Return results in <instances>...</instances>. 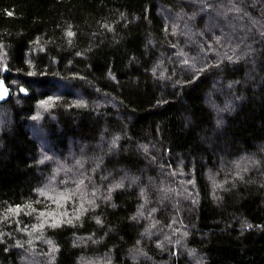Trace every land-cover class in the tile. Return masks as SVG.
<instances>
[{
	"label": "trees",
	"instance_id": "16d2710c",
	"mask_svg": "<svg viewBox=\"0 0 264 264\" xmlns=\"http://www.w3.org/2000/svg\"><path fill=\"white\" fill-rule=\"evenodd\" d=\"M2 78L0 264H264V0H0Z\"/></svg>",
	"mask_w": 264,
	"mask_h": 264
},
{
	"label": "snow or ice",
	"instance_id": "6c2138e0",
	"mask_svg": "<svg viewBox=\"0 0 264 264\" xmlns=\"http://www.w3.org/2000/svg\"><path fill=\"white\" fill-rule=\"evenodd\" d=\"M233 10H234V11H239L238 8H234ZM8 15L10 16V15H12V13L9 12ZM66 34H67V36H69V37H71V36L74 35V33L71 32V31H68ZM229 59H231V57H229ZM185 63H187V60H185ZM0 98H2V95H0ZM45 103H47V102H45ZM113 143H115V141H114ZM63 183H67V181H63ZM83 184H84V179H80V180L78 181L77 185H76V189H75V191H79V190H80V186L83 185ZM120 186H121V185H116V187H120ZM40 195H41V196H46L47 194H46L44 191L40 190ZM71 195H72V193H63V192H62V193H59V199L70 198ZM142 195H143V193H142ZM29 207H30V205H29ZM81 207H83V205H81ZM8 211H9V212H18V211H19V206H17V208H15V209H13V208L10 207V208L8 209ZM40 215L43 216L44 213H41ZM5 219H7V216H5Z\"/></svg>",
	"mask_w": 264,
	"mask_h": 264
},
{
	"label": "water",
	"instance_id": "95a60500",
	"mask_svg": "<svg viewBox=\"0 0 264 264\" xmlns=\"http://www.w3.org/2000/svg\"><path fill=\"white\" fill-rule=\"evenodd\" d=\"M22 93L25 94L26 91L22 89ZM0 95H2V98H0V103L4 102L7 100L10 96V92L6 84L4 83L3 79H0Z\"/></svg>",
	"mask_w": 264,
	"mask_h": 264
},
{
	"label": "bare ground",
	"instance_id": "6f19581e",
	"mask_svg": "<svg viewBox=\"0 0 264 264\" xmlns=\"http://www.w3.org/2000/svg\"><path fill=\"white\" fill-rule=\"evenodd\" d=\"M168 23V22H167ZM3 79V78H2ZM8 87V86H7Z\"/></svg>",
	"mask_w": 264,
	"mask_h": 264
}]
</instances>
